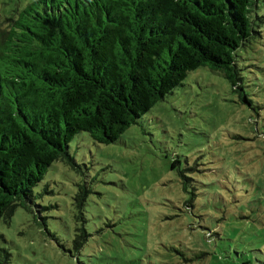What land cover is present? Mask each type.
I'll use <instances>...</instances> for the list:
<instances>
[{
  "label": "rangeland",
  "instance_id": "obj_1",
  "mask_svg": "<svg viewBox=\"0 0 264 264\" xmlns=\"http://www.w3.org/2000/svg\"><path fill=\"white\" fill-rule=\"evenodd\" d=\"M31 1L0 0V16ZM255 11L264 15V1ZM256 20L261 36L235 57L242 90L202 65L116 142L74 136L81 172L52 163L31 211L18 207L0 222L11 264H264V22ZM80 185L89 190V236L76 250Z\"/></svg>",
  "mask_w": 264,
  "mask_h": 264
},
{
  "label": "trees",
  "instance_id": "obj_2",
  "mask_svg": "<svg viewBox=\"0 0 264 264\" xmlns=\"http://www.w3.org/2000/svg\"><path fill=\"white\" fill-rule=\"evenodd\" d=\"M259 1L32 0L0 16V222L31 211L52 163L81 172L79 132L116 142L189 71L205 65L242 90L235 57L261 36ZM88 195L80 185L74 197L76 250ZM11 258L0 245V264Z\"/></svg>",
  "mask_w": 264,
  "mask_h": 264
}]
</instances>
